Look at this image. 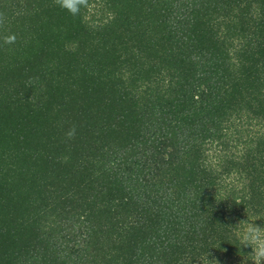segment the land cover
Returning a JSON list of instances; mask_svg holds the SVG:
<instances>
[{
    "label": "trees",
    "instance_id": "1",
    "mask_svg": "<svg viewBox=\"0 0 264 264\" xmlns=\"http://www.w3.org/2000/svg\"><path fill=\"white\" fill-rule=\"evenodd\" d=\"M264 0H0V264H253Z\"/></svg>",
    "mask_w": 264,
    "mask_h": 264
},
{
    "label": "clouds",
    "instance_id": "2",
    "mask_svg": "<svg viewBox=\"0 0 264 264\" xmlns=\"http://www.w3.org/2000/svg\"><path fill=\"white\" fill-rule=\"evenodd\" d=\"M62 7L78 12L81 6H87V0H59ZM258 218L242 219L236 225L234 235L241 249L248 248L253 264H264V226L256 223Z\"/></svg>",
    "mask_w": 264,
    "mask_h": 264
}]
</instances>
